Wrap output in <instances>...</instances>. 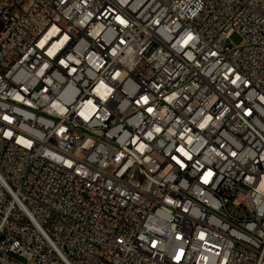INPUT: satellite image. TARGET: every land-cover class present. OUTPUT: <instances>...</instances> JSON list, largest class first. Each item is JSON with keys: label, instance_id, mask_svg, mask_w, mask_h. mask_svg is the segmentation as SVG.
Masks as SVG:
<instances>
[{"label": "built area", "instance_id": "2783aa9c", "mask_svg": "<svg viewBox=\"0 0 264 264\" xmlns=\"http://www.w3.org/2000/svg\"><path fill=\"white\" fill-rule=\"evenodd\" d=\"M0 264H264V0H0Z\"/></svg>", "mask_w": 264, "mask_h": 264}, {"label": "rangeland", "instance_id": "374dc122", "mask_svg": "<svg viewBox=\"0 0 264 264\" xmlns=\"http://www.w3.org/2000/svg\"><path fill=\"white\" fill-rule=\"evenodd\" d=\"M241 42H242V37L237 33L233 34L229 40V43H231L233 45H238Z\"/></svg>", "mask_w": 264, "mask_h": 264}]
</instances>
